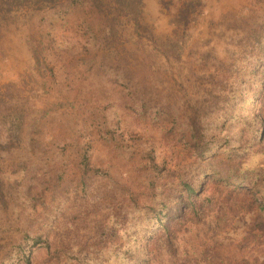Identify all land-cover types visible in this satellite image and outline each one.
Listing matches in <instances>:
<instances>
[{"label":"trees","instance_id":"trees-1","mask_svg":"<svg viewBox=\"0 0 264 264\" xmlns=\"http://www.w3.org/2000/svg\"><path fill=\"white\" fill-rule=\"evenodd\" d=\"M174 3L176 6L168 18L173 26L171 33L156 38L142 19V0H0V38L10 26L24 27L23 41L37 71V87L40 92L45 93L49 86H56L58 80L65 86L59 91L60 98L47 108L34 107L33 103L0 105V153L14 147L21 148L24 153H32L34 148L42 151L40 144L45 143V146L47 141L58 137L56 134L49 138L46 133L37 134L36 131L38 119L52 109L67 116L69 121L78 118L85 120L83 128L88 130V134L98 135L110 148L119 151L128 149L124 147L129 145L114 131L116 122L111 119L108 121L109 112L106 113L104 107L96 104V98L104 95L108 88L106 83L113 89L110 93L113 98L111 101L117 98L120 113L126 112L131 117L148 114L152 118L157 117L160 123L171 120L174 116L171 105L158 98L162 69L158 57L162 55L165 59H179L187 36L185 30L195 20L202 2L174 0ZM252 9L241 16V29L238 32L252 39V42L261 44L264 39V15L263 19L257 21V18L250 15ZM73 37L76 39L72 42ZM49 54L65 59L67 62L64 66L68 72H55L54 65L49 64L46 58ZM78 64L79 69L74 68ZM13 83L2 84L4 90L1 92L7 93L8 86ZM216 91L213 96L221 100L219 104L203 107L202 101L195 100L181 108L180 120L172 122L181 132L189 150L187 157L195 164V168L186 171L180 164L174 163L162 168L154 159L151 149L140 147L132 152L139 161L138 167L134 168V182L129 183L114 177L115 174L108 170L106 163L100 174L101 180L116 188L120 204L123 201L129 202L131 207L123 211L126 217L122 226L118 219H115L117 225L112 221L107 225L100 219L92 222L85 220L84 226L87 229L80 234V242L94 239L92 244H95L107 238L106 242L121 245L122 227L137 224L145 230L152 224L148 233L144 230L139 232L138 227L133 230L138 232L134 234L129 246L127 264H149L153 252L160 246L167 247L170 264H177L174 256L179 246L184 247L181 252H189L206 260L211 256L209 253L213 254L215 250L213 243L216 237H212V241L211 237L200 241L194 239L195 235L200 233L204 238L208 231L218 230L230 222L236 228L238 237L227 243L236 245V249L240 244L247 247L251 244L252 250L262 254L261 257L250 259L251 252H246L244 259L234 264H264V165L241 169L231 163L236 162L235 158H242L247 147L252 148V152L264 153V81L256 96L249 90L244 91L243 97L240 89L230 93H223L220 89ZM249 94L255 96L252 100L257 110L246 118L245 137L239 132H232L226 138L215 132L218 127L209 126L211 118L219 113L231 117L237 106V96L244 101ZM32 108L38 110V115H30ZM163 125H160L161 129ZM43 136L48 139L46 142L42 140ZM70 137L71 141H67L68 152L61 159L63 164L53 170L54 180L57 184L65 178L67 180V173L71 172L76 184L85 188L90 185L94 172L98 170L86 153L87 143L78 140L77 136ZM64 138L61 137L62 140ZM223 145L229 151L219 156ZM57 160L59 158H55V164ZM18 164L25 167L26 161L21 162L22 165L20 162ZM20 172L17 180H20L22 194L29 199L26 205L22 201L18 206V212L23 217L22 237L30 236L35 241L40 237L37 230L31 229L28 232L32 223L28 211L34 207L30 197L36 188L38 192L41 191L39 186L47 182V179L34 181L33 174L30 175L25 169ZM211 182L229 188L228 192L234 191L239 202L242 201L230 217L226 216L224 210L226 206L230 207L227 202L212 203L208 193ZM2 183L0 178V196H3ZM244 203L247 205L244 206ZM244 216L246 219H243ZM100 227L105 230H100ZM74 232L75 236L76 230ZM74 236L67 237L65 243L62 239L53 241L52 237L49 242L45 241V246L53 245L54 250H66L72 246ZM231 256L232 260H238L237 251L234 250ZM204 262L199 261V264Z\"/></svg>","mask_w":264,"mask_h":264},{"label":"rangeland","instance_id":"rangeland-1","mask_svg":"<svg viewBox=\"0 0 264 264\" xmlns=\"http://www.w3.org/2000/svg\"><path fill=\"white\" fill-rule=\"evenodd\" d=\"M162 1L142 0V19L156 38L165 37L173 28L168 18L175 5L174 0ZM201 2L195 20L185 30L187 36L179 59H165L162 55L158 57L162 63L158 98L171 105L174 111L171 120L160 123L158 119L156 120L157 117L152 118L148 114L142 117H131L126 112L120 113L117 98L114 102L111 101L113 98L110 93L113 89L110 88L109 83H106L108 87L104 94L106 97L101 95L95 101L98 106L104 107L106 113L109 112L107 113L108 121L111 119L116 122L114 131L124 139L126 145H129L124 147L128 149L119 151L110 148L106 142L99 139L98 135H92L90 132L88 134V130L83 128L85 120L78 118V120L69 121L67 116L52 109L38 119L36 131L37 134L46 133L49 138L57 134L60 141L58 137H55L54 140L52 138L53 141L48 142V139L43 136L42 140L47 141V144L45 146V143L40 144L42 151L34 148L32 153H24L21 148L14 147L0 153V178L3 182L1 189L3 196H0V264H127L129 246L132 244L134 234L138 232L133 230L137 227L139 232L144 230L137 224L122 227L121 245L106 242L107 238L95 244H92L94 239L83 243L79 240L82 239L80 234L87 229V226H84L85 220L92 222L100 219L108 225L111 221L116 224L115 219H118L122 226L126 217L123 211L131 207L129 202L123 201L120 204L116 188L101 180L100 174L106 163H108V170L115 174L114 177L117 176L129 183L134 182V168L138 167L139 161L132 152H136L135 150L140 147L151 149L154 159L162 168L174 163L180 164V167L185 168L186 171L194 169L195 164L191 162L189 156L187 157L189 155L187 144L181 132L172 123L174 120L181 119L179 113L181 108L195 100L202 101L203 107L219 104L221 100L213 96L217 89L223 93L240 89L242 97L245 90L257 95L264 81V39L261 40V44L252 42V39L246 38L238 30L241 29L239 26L241 16L246 15L250 8H253L250 14L253 15L252 17L257 18V21L263 19L264 0H255V4L254 0H201ZM24 33L23 26H10L0 38V105L11 103L18 106L21 103L23 105L33 103L34 107L47 108L49 104L60 98L59 91H62L65 86L58 80L56 86H49L45 93L40 92L41 90L37 87L36 75L38 74L23 41ZM256 33L258 34L257 31ZM75 39L76 37H73L71 41ZM46 58L49 64L54 65L55 72H68L64 66L67 62L65 59H58L52 54ZM79 66L78 64L74 68L79 69ZM12 81L15 83L8 86L9 91L2 93L1 91L4 90L2 84ZM253 94L247 95L244 101L237 96V106L232 116L228 117L219 113L211 118L209 126L218 127L215 132L226 138L232 135V132H239L242 137H245L246 118L257 110L255 101L252 100L255 97ZM7 97L9 100H6ZM30 111V115H38V110L35 108ZM47 115V119H44ZM161 124H164L162 129ZM71 135L87 143L86 153L98 170L97 173L94 172L90 185L85 188L76 184L71 172L67 173V180L65 178L58 184L54 180L53 170L63 164L61 159L68 152L67 141L68 139L71 141ZM61 137H65L64 140ZM38 144L39 140L35 142L36 146ZM226 151L229 149L225 145L221 146L219 156H223V152ZM55 158H59L57 164L54 163ZM235 159L236 162L231 163L241 169L264 165V153L252 152V148L249 147L246 148L242 158ZM23 161H26L25 167L18 164ZM21 169H25L30 175L33 174L34 181L39 178L40 181L47 179V182L39 186L41 191L38 192L36 188L34 195L30 197L34 207L28 211L32 218L28 232L31 229L37 230L40 237L35 241L30 236L22 237L21 219L23 217L21 212H18V206L22 201L26 205L29 199L22 194L20 180H17L20 178ZM209 187L208 193L212 197V203L227 202L231 208L226 206L225 214L227 217L233 215L234 208L239 207L238 205L242 202H239L240 199L234 195V191L228 192L229 188L215 182H211ZM129 213L132 214V212ZM243 219L246 217L244 216ZM151 226L152 224H149V228L144 231L148 233ZM101 229L105 230L103 227H100ZM74 230H76L75 236ZM205 234L204 238L200 236V233L193 234L194 239L201 241L211 237L210 241H212V237H216V242L213 243L215 249L213 254L209 253L211 256L205 260L189 252L187 254L181 252L184 247L179 246L174 256L177 264H199V261H205V264L229 262L234 264L242 261L246 252L249 251L250 259L262 255L259 251L252 250L251 244H248V247L240 244L236 249V245L227 243L238 237L236 228L230 222L218 230H210ZM72 236L75 240L66 250H54L53 245L45 246L47 245L45 241L49 242L52 237L53 241L62 239L65 243V239ZM234 250L239 255V261L232 260L231 255ZM149 264H170V253L167 247H158L153 252V259Z\"/></svg>","mask_w":264,"mask_h":264}]
</instances>
